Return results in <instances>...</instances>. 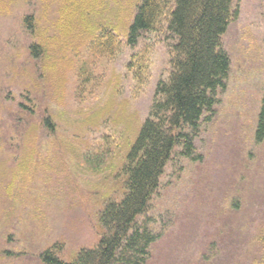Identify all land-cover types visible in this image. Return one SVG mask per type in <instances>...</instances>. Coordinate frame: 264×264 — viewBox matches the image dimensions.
<instances>
[{
    "label": "rangeland",
    "instance_id": "rangeland-1",
    "mask_svg": "<svg viewBox=\"0 0 264 264\" xmlns=\"http://www.w3.org/2000/svg\"><path fill=\"white\" fill-rule=\"evenodd\" d=\"M7 1L0 11V264H45L41 255L55 243L70 260L96 245L104 202L123 195L118 170L157 83L169 75L173 36L144 32L128 44L141 0ZM237 5L221 42L231 59L227 88L194 135L199 158L176 146L137 219L136 227L157 236L146 264H262L264 139L255 135L264 0ZM30 14L33 33L25 25ZM106 23L120 36L113 57L89 47ZM38 41L46 47L35 58L30 45ZM135 53L147 55L143 83L128 66Z\"/></svg>",
    "mask_w": 264,
    "mask_h": 264
},
{
    "label": "trees",
    "instance_id": "trees-1",
    "mask_svg": "<svg viewBox=\"0 0 264 264\" xmlns=\"http://www.w3.org/2000/svg\"><path fill=\"white\" fill-rule=\"evenodd\" d=\"M2 9L7 12L9 1L0 0ZM82 14L91 17L89 11ZM238 16L235 0H141L130 24L128 44L135 47L144 32L171 33L169 75L157 83L149 115L124 153L118 170L124 192L120 199L104 202L98 215L100 237L96 245L81 247L73 258L64 260L55 243L41 255L45 264L147 263L157 236L146 227H136L137 219L148 208L176 146H182L185 157L199 158L194 153V135L202 120H210L206 114L214 111L217 91L227 88L231 59L221 49V42ZM33 18L31 14L25 16L31 33L36 28ZM94 35L89 44L91 52L113 57L121 41L110 24H100ZM45 47L41 41L32 43V55L38 58ZM146 56L135 53L128 64L139 83L145 81ZM49 118L45 122L49 123ZM255 138L257 142L264 139V91ZM99 156L92 163L94 167ZM261 243L264 254V237ZM260 263L264 264V258Z\"/></svg>",
    "mask_w": 264,
    "mask_h": 264
}]
</instances>
